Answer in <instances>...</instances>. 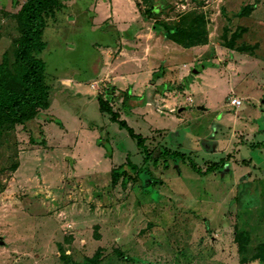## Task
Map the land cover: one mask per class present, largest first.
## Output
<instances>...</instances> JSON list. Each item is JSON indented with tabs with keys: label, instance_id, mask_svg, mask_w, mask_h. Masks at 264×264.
Listing matches in <instances>:
<instances>
[{
	"label": "rangeland",
	"instance_id": "374dc122",
	"mask_svg": "<svg viewBox=\"0 0 264 264\" xmlns=\"http://www.w3.org/2000/svg\"><path fill=\"white\" fill-rule=\"evenodd\" d=\"M27 1L0 0V65L15 63ZM115 3V21L138 40L121 48L119 75L140 61L128 53L145 47L149 58L145 91L130 101L122 81L98 77L119 38ZM46 19L51 107L0 138V264H91L101 253L98 264H130L116 250L132 264H264V0H58ZM193 21L200 46L157 29ZM113 88L112 108L151 159L100 110Z\"/></svg>",
	"mask_w": 264,
	"mask_h": 264
},
{
	"label": "trees",
	"instance_id": "16d2710c",
	"mask_svg": "<svg viewBox=\"0 0 264 264\" xmlns=\"http://www.w3.org/2000/svg\"><path fill=\"white\" fill-rule=\"evenodd\" d=\"M58 0H28L22 8L18 16V22L21 28V39L18 42L15 53V63L12 64L8 55L4 58L0 65V138L7 133L16 130L18 126H26L28 123L35 121L42 111L48 110L52 104V88L47 84V64L39 57L46 50L47 45L44 42L43 34L47 25L46 15L52 12ZM150 6V0H145ZM154 15V13H151ZM161 26V27H160ZM157 26L159 32H164L167 38L186 48L200 46L204 42H198L200 34L196 29L197 26L193 21L189 25L183 26ZM158 78V76L156 77ZM116 89L113 88L112 94L109 95V100L99 97L100 110L107 113L111 117V121L118 124L122 130H126L130 137L137 141L138 147L143 150L146 159H151V153L146 144V139L137 134L136 131L129 125L126 120H123L120 115L114 111L111 102L114 99ZM121 96L125 101L135 100L134 96L128 92H122ZM99 142V146L106 149L108 153L112 154V147L110 145L104 146ZM166 152L165 154H167ZM176 158L184 157L182 153H173ZM227 162L221 161L220 164L215 165L203 171L198 166L194 165V170L200 174L208 175L223 169ZM135 171L139 168L131 163L129 164ZM18 165L14 167L17 171ZM126 170V166H122L119 170ZM116 171V170H115ZM127 172V171H125ZM116 179L117 174L113 173ZM129 180L134 181L135 178L129 175ZM124 186H126L124 184ZM78 205H72L68 215L72 217L75 215ZM77 214V213H76ZM245 235L240 233L238 235V243L240 245L243 260L246 258L247 243ZM113 255L119 260L132 264L134 260L125 257L121 250H116ZM112 257V259H115ZM104 260L102 253L91 259L89 263L98 264Z\"/></svg>",
	"mask_w": 264,
	"mask_h": 264
},
{
	"label": "crops",
	"instance_id": "0c3cea01",
	"mask_svg": "<svg viewBox=\"0 0 264 264\" xmlns=\"http://www.w3.org/2000/svg\"><path fill=\"white\" fill-rule=\"evenodd\" d=\"M116 5H117V3L114 4V13L113 14L111 13L109 15V17H110V19H112V21L114 19V21H113L114 22V25L113 26H110V27H115V29H116V35L119 38L116 37L118 39V42L113 44L114 45L113 48L109 47L108 49H105V51H104V57H103V61H104V65L103 66H104V68L102 67L103 73H101V72L98 73V77L100 79H103V80L104 79H107L109 81L110 80H113V82H114L113 85H115V87H118L116 83H118L119 81H122L121 83L124 85V87L122 86L121 88L120 87L119 88L121 90H123V91H126V89H129V90H132L133 89V91L138 92V89L141 88V91L144 92L145 90H143V87L145 85H143V83H142L143 81L141 80V77H143V73L141 72V70H144L145 69V65L147 66V62L144 61V56H145L144 51H147L145 49V47L144 48H139L140 50H137L136 52H133L132 54L131 53H128V57L131 60H133V61L140 60L138 62L135 61L134 63H131V65H133V67H134V72H131L130 75H128V77L130 76V78H128L127 76L121 77V75H119V72L122 69H124V67L127 65L126 64L127 61H125L123 59V57H122L123 55H125V52L123 50H121V48L123 46H125V45H128V47H129V44H135L136 45V43H138V40L135 38L136 36L134 38H132V35H126L127 32L125 33V31H127L129 29H132L131 26H129V28L127 29L126 26L119 25V23L115 21L116 18L119 20V17H120V15H118L119 14V11H118V9H116ZM116 44L118 46L119 45L120 46L119 47H116L115 46ZM136 47H138V46H136ZM115 52L116 53H120L121 55L120 56H117L118 63H119L118 65L119 66L116 67V68H113V66H115V64L117 62V61L115 62V60H117V59L113 55V53H115ZM145 59H147V61L149 60V58L147 56H145ZM147 67H149V64H148ZM115 74H118V75H117V77L114 78L113 76ZM109 77L111 79H109ZM146 79H148V78H146ZM149 82H150V80H149ZM137 96H139V95H137Z\"/></svg>",
	"mask_w": 264,
	"mask_h": 264
},
{
	"label": "built area",
	"instance_id": "2783aa9c",
	"mask_svg": "<svg viewBox=\"0 0 264 264\" xmlns=\"http://www.w3.org/2000/svg\"><path fill=\"white\" fill-rule=\"evenodd\" d=\"M242 101H240L239 99H234L233 102H232V105L236 108H239L242 106Z\"/></svg>",
	"mask_w": 264,
	"mask_h": 264
},
{
	"label": "water",
	"instance_id": "95a60500",
	"mask_svg": "<svg viewBox=\"0 0 264 264\" xmlns=\"http://www.w3.org/2000/svg\"><path fill=\"white\" fill-rule=\"evenodd\" d=\"M263 104H264V100H263Z\"/></svg>",
	"mask_w": 264,
	"mask_h": 264
}]
</instances>
